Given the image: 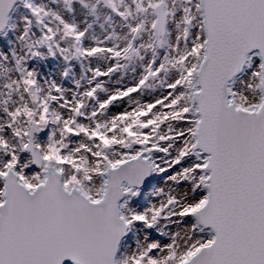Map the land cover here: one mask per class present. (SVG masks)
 <instances>
[{
    "label": "snow or ice",
    "instance_id": "1",
    "mask_svg": "<svg viewBox=\"0 0 264 264\" xmlns=\"http://www.w3.org/2000/svg\"><path fill=\"white\" fill-rule=\"evenodd\" d=\"M0 264H264V0H0Z\"/></svg>",
    "mask_w": 264,
    "mask_h": 264
}]
</instances>
